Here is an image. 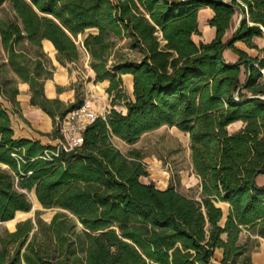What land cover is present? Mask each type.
Returning a JSON list of instances; mask_svg holds the SVG:
<instances>
[{"label":"trees","instance_id":"1","mask_svg":"<svg viewBox=\"0 0 264 264\" xmlns=\"http://www.w3.org/2000/svg\"><path fill=\"white\" fill-rule=\"evenodd\" d=\"M5 2L14 17L0 19L1 99L13 104L18 92L8 68L29 86L30 104L51 119L52 132L42 136L62 139L60 122L84 99L77 90L68 104L45 97L54 69L42 50L46 40L62 67L76 63L82 47L94 83L107 82L112 106L120 101L126 112L97 117L83 143L65 152L15 138L0 101V222L29 213L27 192L43 208L59 210L49 223L37 212L35 222L0 233V264H210L216 249L220 264H252L255 245L239 237L246 231L264 239V186L256 182L264 175V58L234 43L264 51L252 42L264 35V0H0V8ZM202 8L214 13L208 25L215 36L196 44ZM238 10L243 19L225 40ZM22 43L33 56L17 49ZM225 49L239 61L226 63ZM123 75L131 76L132 98ZM237 121L242 127L230 133ZM162 126L188 134L199 200L172 184L141 182L148 172L140 153L124 155L112 144L117 138L132 145Z\"/></svg>","mask_w":264,"mask_h":264},{"label":"rangeland","instance_id":"2","mask_svg":"<svg viewBox=\"0 0 264 264\" xmlns=\"http://www.w3.org/2000/svg\"><path fill=\"white\" fill-rule=\"evenodd\" d=\"M13 17L14 14L9 7V3L5 2L0 8V19L7 20L13 19ZM85 33L87 34L89 32L87 31ZM81 40L82 36H78L76 43H79ZM126 43V40H122L119 45L122 46ZM17 49L25 51L30 56L34 54L33 49L26 43L20 44ZM42 50L44 52V49ZM124 51L129 55L130 59H140L141 55L136 50L126 49ZM5 58V54L0 49V64ZM88 59L86 52L82 47H79L78 61L64 67L67 69L70 78L74 81L69 87L74 91L77 90L79 95L83 97L84 102H89L98 116H104L106 112L111 109L123 113L122 108L124 106L122 102H115V105L112 106V100L105 91L108 85L107 82L94 83V74L88 67ZM54 72L55 68L53 69V74ZM2 75L4 74L0 72V76ZM5 76L14 80L16 83L18 82V79L8 68H6ZM122 81L126 94L132 98V92L126 88L125 80ZM0 101L5 104L3 99L0 98ZM112 144L124 155H127L131 150H136L140 153L142 157L141 161L148 172V177H142L140 179L141 182H153L159 189H165L168 184H172L180 194L199 200V179L194 174L191 164L188 134L180 132L175 127L162 126L157 130L142 135L137 142L132 145L117 138L112 139ZM26 196L32 204L29 213L18 217L12 223L0 222V233L5 230L14 231L15 225L18 222L28 219L35 222L37 212L43 221L49 223L53 215L59 211L54 208H43L36 202L32 192H27ZM223 212L226 213L224 206ZM78 228L80 229V225H78Z\"/></svg>","mask_w":264,"mask_h":264},{"label":"crops","instance_id":"3","mask_svg":"<svg viewBox=\"0 0 264 264\" xmlns=\"http://www.w3.org/2000/svg\"><path fill=\"white\" fill-rule=\"evenodd\" d=\"M214 13L209 8H202L198 11L197 21H198V31L199 35H194L192 37L196 44L199 43H209L213 40L215 36L214 28L208 25V21L213 17ZM241 18L239 11L233 16L230 28L226 32L225 40L229 39L231 35L235 32L238 27V21ZM243 18V17H242ZM252 42L257 46V48H264V35L262 37L253 38ZM234 47L245 52L248 56L255 58H264L263 52H259L256 49L248 48L242 42L234 43ZM42 49L44 53L47 54L49 60L55 68L52 79L46 80L44 82V94L48 99H58L65 104L72 103L75 99V91L70 88V84L74 81L70 78L66 68L62 67L55 59L56 52L52 48V44L49 41H42ZM222 57L226 63L235 64L239 61V57L232 52L230 49H225L222 53ZM241 69L240 80L243 82L246 78L245 70L243 67ZM122 80H125V85L127 88V81H131L130 75H123ZM17 89V94L14 98V103L5 101L4 107L7 109L11 128L15 138H24L29 140H38L43 145H55L56 140H52L50 137L42 136V134H50L52 132L53 126L52 121L40 108L37 106H32L30 104V90L26 83H22L18 80L15 85ZM128 89V88H127ZM132 91V90H131ZM130 91V92H131ZM123 114L126 110L123 107ZM242 127V122L237 121L228 126V131L230 133L238 131ZM256 182L259 186H264V175L257 177ZM33 195V194H32ZM34 196V195H33ZM222 210L223 206L227 211V205H219ZM28 214V213H27ZM26 215L24 213H17L14 220L18 217ZM5 222V223H10ZM250 237V242L255 245L250 253V259L252 264H264V239L258 236L249 235L246 231L240 234L239 242L243 243L246 241L247 237ZM222 259V250L216 249L210 264H220Z\"/></svg>","mask_w":264,"mask_h":264},{"label":"built area","instance_id":"4","mask_svg":"<svg viewBox=\"0 0 264 264\" xmlns=\"http://www.w3.org/2000/svg\"><path fill=\"white\" fill-rule=\"evenodd\" d=\"M259 72L262 75V81L264 83V69H259ZM259 97L264 100V89L262 95ZM90 105L89 102H84L82 106L69 112L60 122L62 139L57 140L55 144L57 151L63 150L69 152L83 143V131L99 117Z\"/></svg>","mask_w":264,"mask_h":264},{"label":"bare ground","instance_id":"5","mask_svg":"<svg viewBox=\"0 0 264 264\" xmlns=\"http://www.w3.org/2000/svg\"><path fill=\"white\" fill-rule=\"evenodd\" d=\"M127 88H128V90L129 91H131L132 90V83H131V81L129 80V81H127ZM12 222H14V221H11L10 223H12Z\"/></svg>","mask_w":264,"mask_h":264},{"label":"water","instance_id":"6","mask_svg":"<svg viewBox=\"0 0 264 264\" xmlns=\"http://www.w3.org/2000/svg\"><path fill=\"white\" fill-rule=\"evenodd\" d=\"M239 12H240V14H241V18L239 19V21H238V26H239V24H240V22H241V20L243 19L242 17H243V14H242V12L240 11V10H238ZM247 64H249L250 63V61L249 60H246L245 61Z\"/></svg>","mask_w":264,"mask_h":264}]
</instances>
